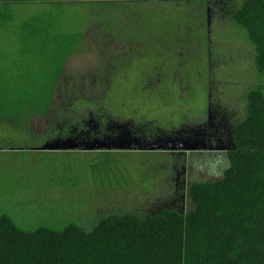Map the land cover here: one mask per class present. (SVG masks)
<instances>
[{"label":"rangeland","instance_id":"rangeland-1","mask_svg":"<svg viewBox=\"0 0 264 264\" xmlns=\"http://www.w3.org/2000/svg\"><path fill=\"white\" fill-rule=\"evenodd\" d=\"M242 1L39 0V4H14L12 21L0 22V99L5 101L0 103V213H11L25 226L39 219L90 225L114 213L145 216L158 211L157 206L165 201L179 199L175 175L181 170L182 157L142 150L38 147L48 136L65 132L80 113L87 115L91 108L95 113L105 107L128 114L139 111L161 123L172 117L166 112L168 107L173 110L181 105L188 117L219 112L230 122L243 119L247 92L263 83V78L254 65V48L247 33L234 19ZM60 4L63 16L54 22L76 35L77 44L69 47L72 50L24 46L16 23L31 13L41 20L50 19L51 12L45 7L56 13ZM114 37L130 38L131 45L123 50ZM160 43H176V53L183 52L180 58H186V63L176 77L171 74L156 85L145 83V75L160 70L155 66L173 56ZM100 49L107 52L103 55ZM111 53L122 66L117 60L109 68L111 75L105 77L102 60ZM113 70L120 74L112 76ZM92 71L100 74L88 75ZM155 89L151 97L143 94ZM14 99L29 100L25 109L30 100L36 106L41 105L37 100H51L52 105L28 113L22 110L21 101L14 106ZM226 166L225 154L219 158L208 152L189 154L188 208L193 207L191 185L219 180Z\"/></svg>","mask_w":264,"mask_h":264},{"label":"trees","instance_id":"trees-1","mask_svg":"<svg viewBox=\"0 0 264 264\" xmlns=\"http://www.w3.org/2000/svg\"><path fill=\"white\" fill-rule=\"evenodd\" d=\"M37 1L0 0V22L12 19L10 4ZM234 15L254 48L263 83L247 92L243 119H218L212 153L226 156L221 178L191 185L192 208H165L145 216L114 213L90 225L39 219L25 226L2 212L0 264H264V0H243ZM37 16L21 25L24 46L49 51L55 45L69 52L77 44L75 34L61 33L52 18ZM19 101L28 113L52 105L51 100H37V106L30 100L25 109L29 100L11 102L17 106ZM220 137L227 141L224 150L216 149Z\"/></svg>","mask_w":264,"mask_h":264},{"label":"flooded vegetation","instance_id":"flooded-vegetation-1","mask_svg":"<svg viewBox=\"0 0 264 264\" xmlns=\"http://www.w3.org/2000/svg\"><path fill=\"white\" fill-rule=\"evenodd\" d=\"M117 41V45H122L123 50L127 45H131L130 42L132 40L130 38H115ZM122 41V42H121ZM174 41V40H173ZM176 41V40H175ZM137 42V41H136ZM114 43V44H115ZM138 44H142L140 41ZM162 50L164 52L170 51L173 52V56H169V58H164L162 60L160 66H155L160 68V70H156L153 74H147L143 77V82L145 83H154L159 84L161 80H165L173 74V77L178 76L181 73V67L183 63H186V58L183 57L184 60L180 58L183 52L176 53L177 49L176 43H160ZM179 47H182L180 43ZM148 46V45H147ZM179 50V49H178ZM112 51V50H111ZM100 52L104 55L107 51L106 49H100ZM113 54L115 53L112 51ZM123 53V52H119ZM130 53L127 50L128 54ZM162 53V52H161ZM112 54V53H111ZM113 54L111 56L103 57L104 71L105 77L107 75H111L112 70H109L112 66L115 67V62L121 63L119 59H114ZM163 54V53H162ZM102 55V56H103ZM122 55V54H120ZM128 58L131 59V55L128 54ZM119 56V55H117ZM179 60V63L174 64L173 61L175 59ZM122 66V63L119 64ZM111 71V72H109ZM102 73V71H100ZM98 73V74H97ZM89 73L88 75H96L98 76L100 73ZM112 76H117L116 70H113ZM103 74V73H102ZM85 76V75H83ZM157 79V80H156ZM156 89L154 92L149 91L143 93L151 97L156 93ZM72 100H80L83 98H71ZM85 99V98H84ZM75 103V102H73ZM54 106V105H53ZM78 106V105H77ZM209 104L207 113L210 114ZM75 108V107H74ZM73 108V109H74ZM105 108H97L99 113H95V111L91 108L88 109V114L80 113L75 121L70 123L66 128L65 132L60 131L55 135L52 134L48 136L41 145H39L38 149L42 150L46 144L52 143L56 140H60L61 142L65 141L66 143L69 141H74V143L78 144V148L84 150L85 146L97 142L98 144L104 145L101 149L107 150H142V151H154L167 153L171 157H182L184 161L180 166V171L176 172L175 181H176V191L175 195H180V198H173L169 201H165L163 204L158 205L157 208L162 210L164 208H176V209H184L188 205V156L190 153H201L208 152L212 153L215 150L214 140L213 138L218 132V128L221 122L230 121L227 120L225 116L217 112L215 115L204 116L203 114L199 115H191L187 116V112L183 110V106L166 110L171 114V119H166L164 123H161L158 119L152 118L148 116V113L135 112V113H124L121 109L117 110H108ZM220 118V123L219 119ZM56 124V123H54ZM53 124V125H54ZM167 124L166 127H161L162 125ZM67 131V132H66ZM227 141L223 140L221 137L217 139L216 146H224ZM230 145V143H228ZM198 146L196 150H185L179 149V147L184 146ZM126 148H119V147ZM150 146H159V147H178V149H164V148H155V149H147L145 147ZM176 169V164L174 167ZM179 190H181V194H178ZM152 210V209H150Z\"/></svg>","mask_w":264,"mask_h":264},{"label":"water","instance_id":"water-1","mask_svg":"<svg viewBox=\"0 0 264 264\" xmlns=\"http://www.w3.org/2000/svg\"><path fill=\"white\" fill-rule=\"evenodd\" d=\"M104 145L98 144L97 142L90 143L85 146V149L88 150H93V149H101L103 148ZM78 148V144L74 143V141H69V142H61L60 140H56L52 143L46 144L42 149L44 150H69V149H76ZM119 148H126V147H119ZM147 149H155V148H164V149H171L175 150L178 149V147H159V146H150V147H145ZM226 147L224 146H217V150H224ZM179 149H185V150H196L198 149V146L193 145V146H184V147H179Z\"/></svg>","mask_w":264,"mask_h":264},{"label":"crops","instance_id":"crops-1","mask_svg":"<svg viewBox=\"0 0 264 264\" xmlns=\"http://www.w3.org/2000/svg\"><path fill=\"white\" fill-rule=\"evenodd\" d=\"M37 3V2H36ZM36 3H25V4H36ZM21 4H24V3H21ZM37 4H39V3H37ZM14 4H10V6H9V9L12 11V13H13V15L15 14L16 15V9H14V6H13ZM59 7H57L56 8V13H58V14H56V13H53L52 12V9L53 8H51V7H49V6H47V7H45L46 9H47V12H51V18L55 21V20H60L61 19V17L63 16V14L61 15V11L63 10H61V4L60 5H58ZM14 9V10H13ZM55 10V9H54ZM27 16H28V14H26ZM33 15H36V14H33V13H31V14H29V18H30V16L31 17H33ZM26 20V19H25ZM25 20H20V21H18V23H16V25H18V30H21V25L23 24V22L25 21ZM12 21V19L10 20V21H8V22H6V23H2L3 25H6L7 23H9V22H11ZM55 24H56V27H57V29L58 30H62L63 31V33H65V34H67V33H70L68 30H66L65 29V26L64 25H59V24H57L56 22H55ZM18 32H20V31H18ZM62 33V32H61ZM20 35H21V33H20ZM19 35V36H20ZM65 74V72L63 73V75Z\"/></svg>","mask_w":264,"mask_h":264}]
</instances>
